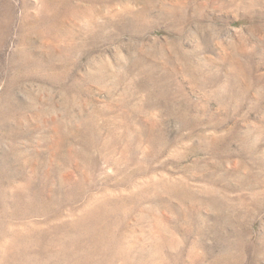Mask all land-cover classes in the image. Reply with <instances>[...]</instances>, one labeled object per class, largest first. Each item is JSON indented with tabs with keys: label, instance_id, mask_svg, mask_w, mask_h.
Returning <instances> with one entry per match:
<instances>
[{
	"label": "rangeland",
	"instance_id": "374dc122",
	"mask_svg": "<svg viewBox=\"0 0 264 264\" xmlns=\"http://www.w3.org/2000/svg\"><path fill=\"white\" fill-rule=\"evenodd\" d=\"M0 264H264V0H0Z\"/></svg>",
	"mask_w": 264,
	"mask_h": 264
}]
</instances>
